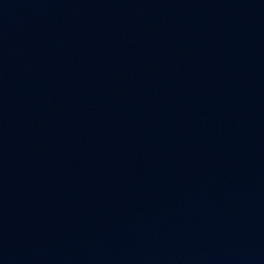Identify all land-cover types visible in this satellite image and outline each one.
<instances>
[{
  "label": "water",
  "instance_id": "water-1",
  "mask_svg": "<svg viewBox=\"0 0 264 264\" xmlns=\"http://www.w3.org/2000/svg\"><path fill=\"white\" fill-rule=\"evenodd\" d=\"M0 264H264V0H0Z\"/></svg>",
  "mask_w": 264,
  "mask_h": 264
}]
</instances>
